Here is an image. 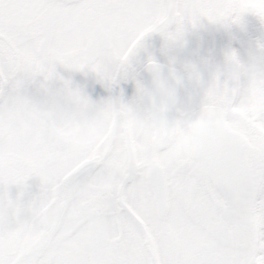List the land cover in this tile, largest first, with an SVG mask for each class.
Wrapping results in <instances>:
<instances>
[{"label":"snow or ice","instance_id":"snow-or-ice-1","mask_svg":"<svg viewBox=\"0 0 264 264\" xmlns=\"http://www.w3.org/2000/svg\"><path fill=\"white\" fill-rule=\"evenodd\" d=\"M248 13L264 23V0H0V264H264V79L246 69L231 114L191 131L163 106L124 120L67 81L60 103L20 91L57 66L114 83L147 35Z\"/></svg>","mask_w":264,"mask_h":264},{"label":"flooded vegetation","instance_id":"flooded-vegetation-1","mask_svg":"<svg viewBox=\"0 0 264 264\" xmlns=\"http://www.w3.org/2000/svg\"><path fill=\"white\" fill-rule=\"evenodd\" d=\"M235 54L244 69L253 65H264V23L250 13L240 17L237 23L218 24L201 20L195 26H186L182 38L177 42L166 41L159 33L147 35L131 58L126 73L118 74L114 83H102L92 72H76L57 66L59 77L41 87V78L25 83L21 95L30 102L41 104L60 103L63 97L64 82L76 90L92 105L100 106L107 102L128 104L141 113L159 106L154 74L148 63L151 60L158 66V78L174 92L176 104L164 113L168 122L181 116L194 118L201 106L204 88L213 72L226 76V59ZM195 66L201 84L189 79L185 68ZM242 77L241 84L246 83ZM147 84H151L147 92ZM143 91L144 98L138 100ZM147 104V105H146ZM23 200L27 201L38 192L39 181L35 178L26 182ZM17 189H10V196L15 198Z\"/></svg>","mask_w":264,"mask_h":264},{"label":"clouds","instance_id":"clouds-1","mask_svg":"<svg viewBox=\"0 0 264 264\" xmlns=\"http://www.w3.org/2000/svg\"><path fill=\"white\" fill-rule=\"evenodd\" d=\"M172 15H174V13H172ZM233 20H235V17H229L228 24L237 23L239 21L236 20V22H233ZM245 70L246 69L242 67L237 57L230 53L226 59L225 79L221 81V73L219 71L211 74L204 88L203 100L195 118L181 116L180 118L169 122L170 127L176 131H191L197 125L214 124L230 115L232 108L240 99L241 80L242 77L247 74ZM247 70L255 73L259 87L260 81L264 79V65H253ZM150 71L154 74L156 93L159 96V106H163L167 111L170 107H174L176 104L174 92L159 80L158 70L150 69ZM185 72L188 78L193 80L196 84L200 85L202 83L200 73L195 66H186ZM225 82L227 87H224ZM143 98L144 93L141 91L138 95V100L142 102ZM133 110L141 113L128 104L113 102L114 114L124 120L129 118V115ZM73 111L77 117H82L89 127L99 126L103 121V111L99 107H84L79 104H73ZM24 118L26 121H31L36 119L37 116L29 111L25 113ZM44 118L53 121L57 119V113L54 111L48 112L44 114ZM79 131H81V129H77V132Z\"/></svg>","mask_w":264,"mask_h":264},{"label":"water","instance_id":"water-1","mask_svg":"<svg viewBox=\"0 0 264 264\" xmlns=\"http://www.w3.org/2000/svg\"><path fill=\"white\" fill-rule=\"evenodd\" d=\"M146 86H147V87H146V88H147V92H149V91H150V88L152 87V85H151V84H150V85L147 84ZM150 92H151V91H150ZM146 105H147V104H146ZM198 112H199V111H197V112L195 113L194 118H195V116L198 114Z\"/></svg>","mask_w":264,"mask_h":264}]
</instances>
